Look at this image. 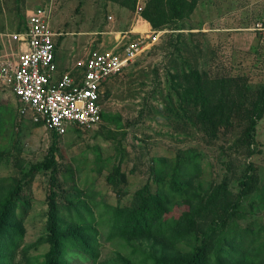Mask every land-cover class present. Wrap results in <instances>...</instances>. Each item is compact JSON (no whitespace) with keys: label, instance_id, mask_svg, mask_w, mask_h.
Masks as SVG:
<instances>
[{"label":"rangeland","instance_id":"374dc122","mask_svg":"<svg viewBox=\"0 0 264 264\" xmlns=\"http://www.w3.org/2000/svg\"><path fill=\"white\" fill-rule=\"evenodd\" d=\"M192 1L194 7L187 16L173 29L163 26L157 30L158 40L102 85L101 105L106 117L101 123L90 129L69 128L57 136L55 191L62 225L81 216L96 228V262L79 255L80 248L74 247L66 250L70 264H152L155 258L183 256L200 244L219 220L221 205L208 216L194 215L196 224L189 225L188 233L177 240L129 238L116 233L112 227L115 212L120 207L136 206V191L148 184L151 192L167 201L169 211L164 218L173 220L183 211L203 207L223 179L231 191L229 212L222 229L214 235L222 230L226 241L243 237L254 260L243 264H264V114L256 125L259 151L246 157L238 142L243 127L238 115L228 126L221 125L215 137L209 136L193 125V118L173 112L178 102L169 87V72L174 71L169 52L181 42L189 46L187 51L183 46L180 50L191 68L205 70L211 78L209 93L220 91L217 77L225 80V91L230 92L231 79L236 77L246 79L253 88L263 83L264 0ZM145 2L137 0L130 9L113 0H0V61L13 59L18 50L8 34L23 25L36 8L49 6V25L58 33L55 42L60 68L66 65V71L80 70L86 59L110 47L120 31L130 28L138 15L137 7ZM135 29L143 31L145 27L142 23ZM176 32L181 38L172 37ZM18 106L9 88L0 85V202L13 186L23 183L20 196L25 211L20 215L21 209H17L21 230L10 262L41 264L48 250L49 171L28 174L31 165L44 158L52 137L30 114H18ZM180 156L193 159L197 168L192 162L184 167ZM248 161L254 164L258 182L251 192L241 193ZM117 165L120 171L111 182L107 176ZM174 181L182 191L172 189ZM209 246L211 252L222 246L223 255L227 244L212 238ZM222 259L226 264L233 262Z\"/></svg>","mask_w":264,"mask_h":264},{"label":"trees","instance_id":"16d2710c","mask_svg":"<svg viewBox=\"0 0 264 264\" xmlns=\"http://www.w3.org/2000/svg\"><path fill=\"white\" fill-rule=\"evenodd\" d=\"M113 1L133 9L137 0ZM193 7L194 1L192 0H146L139 15L154 30H160L163 26H170L173 29V26L187 16ZM25 23L19 26L16 31H22ZM176 33L172 34V37L181 38L180 32ZM173 46V51L169 52V64L174 71L173 73L169 72V87L172 96L174 95L178 102V109L174 108L173 112L180 117L193 118V125L212 137L217 135L221 125L228 126L232 123V119L238 115L243 123L238 142L245 149V156L250 157L255 152H258L255 133L256 125L264 114V82L253 88L246 79L241 80L240 77H236L231 79L232 91L230 92L229 90L225 91V80L222 77H217L215 79H219L218 87L220 91L215 90L209 93L207 89L211 78L207 72L191 68L181 54L180 47L183 46L185 51H187L189 46L184 42L176 43ZM74 73L78 74L79 70ZM19 108L20 103L16 109L18 114H20ZM105 117L102 110L101 119ZM35 123L42 125L40 122ZM79 128L74 127L73 129ZM49 131L52 137L50 146L44 158L31 165L28 174L30 177V175L41 169L49 171L50 187L46 196L48 212L45 223V239L48 243V250L41 264H70V261L66 258V254H68L66 250L74 247L80 248L78 250L79 255L85 254L95 263L97 250L93 243L96 228L92 222L90 220L82 221V217L79 216L78 218L80 219L75 220L74 223L64 224V227L62 225L55 191L57 172L59 170L57 136H60V134L53 130ZM196 154L194 152V158ZM179 161L184 164V167L189 166V162H192L194 168H197L196 162L191 158L185 159V156H182ZM119 171V165L115 166L107 178L111 182H115L116 174ZM154 176V179H157L156 175ZM242 177L240 182L241 193L251 192L258 182L255 167L251 161L246 162L245 172ZM171 185L172 189L183 190V187L177 184L176 181L172 182ZM22 188L23 183H17L0 202V264H11L13 249L17 245L16 236L19 235L21 230L20 222L16 220L18 217L17 209H21L20 215H23L25 211V203L22 202L20 196ZM230 193L228 182L223 179L211 190L203 207H198L195 211H183L175 219L168 220L164 218V214L169 211L166 199L157 192H151L148 184H144L136 191V206L120 207L115 212L112 227L116 233L123 234L129 238L146 236L158 240H177L188 233L186 229L189 225L196 224L194 215H198V217L202 215L208 216L209 212L216 211L215 207L217 205L219 207L221 205L222 210L220 208L216 217L219 220L214 221L212 227L202 237L200 244L194 245L189 252L181 257L155 258L152 264H226L222 258L227 259L229 262L233 261L231 264H243L244 261L254 263L250 252L245 248L243 237L239 241L234 237H229V241H226L225 233L221 236L222 230L217 236L214 235L222 229L225 218H227L226 215L229 212L227 205L230 201ZM241 232L240 235H242ZM245 234L248 233L245 232ZM212 238L217 239L220 243L227 244L224 250L225 254L222 255V246L215 252H211L209 242Z\"/></svg>","mask_w":264,"mask_h":264},{"label":"built area","instance_id":"2783aa9c","mask_svg":"<svg viewBox=\"0 0 264 264\" xmlns=\"http://www.w3.org/2000/svg\"><path fill=\"white\" fill-rule=\"evenodd\" d=\"M142 6L137 7L139 14ZM49 6L31 13L22 31L9 33L17 42L13 59L0 61V85L13 93L20 103V114L29 113L57 134L69 128L90 129L101 123L102 84L131 63L159 38V31L122 32L112 48L97 51L83 62L78 74L69 70L57 73L55 36L49 25Z\"/></svg>","mask_w":264,"mask_h":264},{"label":"crops","instance_id":"0c3cea01","mask_svg":"<svg viewBox=\"0 0 264 264\" xmlns=\"http://www.w3.org/2000/svg\"><path fill=\"white\" fill-rule=\"evenodd\" d=\"M142 23H143V26L145 27V29L143 30V31H140V30H136L135 29V26L136 25H142ZM150 24L146 21V20H144L143 18H141L140 17V15L138 14V15H136V17L133 19V22H132V24H131V26H130V28H128V30H124V31H120L121 33L122 32H127V33H130L131 35H137L139 32H145V31H148L149 29H150ZM13 32H15V31H13ZM119 32V34H121ZM120 37V36H119ZM118 37V38H119ZM118 38H116L115 39V41L113 42V44L110 46V47H108V48H101V50L100 51H102V50H106V49H109V48H112L113 46H114V44L117 42V40H118ZM16 44H17V42H15ZM17 46H18V44H17ZM99 51V50H98ZM55 64H56V69H57V73H62V72H65L66 70L64 69V68H66L67 66L65 65L63 68H60L61 67V65H60V63L58 62V59H57V52H56V48H55ZM108 79V78H107ZM106 79V80H107ZM106 80L103 82V84L106 82ZM102 84V85H103Z\"/></svg>","mask_w":264,"mask_h":264}]
</instances>
